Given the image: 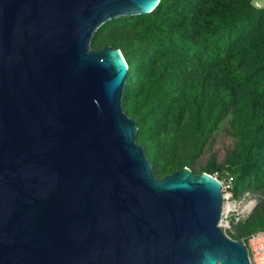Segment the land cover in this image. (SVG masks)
<instances>
[{"label": "water", "instance_id": "1", "mask_svg": "<svg viewBox=\"0 0 264 264\" xmlns=\"http://www.w3.org/2000/svg\"><path fill=\"white\" fill-rule=\"evenodd\" d=\"M161 0H0V264H251L222 184L155 176L101 27Z\"/></svg>", "mask_w": 264, "mask_h": 264}, {"label": "trees", "instance_id": "2", "mask_svg": "<svg viewBox=\"0 0 264 264\" xmlns=\"http://www.w3.org/2000/svg\"><path fill=\"white\" fill-rule=\"evenodd\" d=\"M105 47L129 66L123 108L155 176L189 168L232 177L236 198L259 202L230 237L264 230V6L161 0L150 14L103 25L92 48Z\"/></svg>", "mask_w": 264, "mask_h": 264}, {"label": "built area", "instance_id": "3", "mask_svg": "<svg viewBox=\"0 0 264 264\" xmlns=\"http://www.w3.org/2000/svg\"><path fill=\"white\" fill-rule=\"evenodd\" d=\"M214 177L218 179L217 175H214ZM219 181L222 184L224 197L221 228L230 236V233H234V226L246 220L253 212L255 202L253 200L250 201V198H244L241 203L234 200V182L232 177L227 176L225 180ZM241 242L248 248L251 264H264V230L250 235Z\"/></svg>", "mask_w": 264, "mask_h": 264}, {"label": "rangeland", "instance_id": "4", "mask_svg": "<svg viewBox=\"0 0 264 264\" xmlns=\"http://www.w3.org/2000/svg\"><path fill=\"white\" fill-rule=\"evenodd\" d=\"M255 3H256V6H258V7H263L264 6V0H255ZM226 144H224V143H222V142H220L219 143V145H218V149L220 150V156H222V154L224 153V151H223V147L225 146ZM222 180H225V179H222ZM234 192V191H233ZM250 194V193H249ZM248 193H245L241 198H236L235 196H234V200L236 201V202H238V203H241V202H243V200H244V198H250L251 200L250 201H254L255 202V206H254V210H255V208H256V206L258 205V202H259V200H258V197H255V196H253L252 194H250L249 195ZM234 195H235V193H234ZM253 210V211H254ZM252 214V213H251ZM250 214V215H251Z\"/></svg>", "mask_w": 264, "mask_h": 264}]
</instances>
